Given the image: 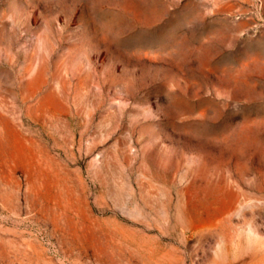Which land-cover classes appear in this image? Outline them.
<instances>
[{"label":"rangeland","instance_id":"obj_1","mask_svg":"<svg viewBox=\"0 0 264 264\" xmlns=\"http://www.w3.org/2000/svg\"><path fill=\"white\" fill-rule=\"evenodd\" d=\"M0 264H264V0H0Z\"/></svg>","mask_w":264,"mask_h":264},{"label":"bare ground","instance_id":"obj_2","mask_svg":"<svg viewBox=\"0 0 264 264\" xmlns=\"http://www.w3.org/2000/svg\"><path fill=\"white\" fill-rule=\"evenodd\" d=\"M232 197H233V199L235 200V199L237 198V194H234V193H233V194H232ZM181 212H183L182 214L185 215L183 209L181 210ZM179 218H180V217H179ZM182 219H183V218H182ZM182 219H181V220H182ZM178 220H179V219H178Z\"/></svg>","mask_w":264,"mask_h":264}]
</instances>
